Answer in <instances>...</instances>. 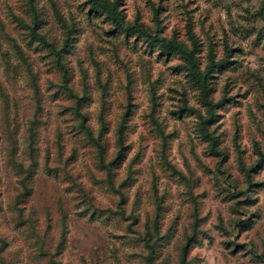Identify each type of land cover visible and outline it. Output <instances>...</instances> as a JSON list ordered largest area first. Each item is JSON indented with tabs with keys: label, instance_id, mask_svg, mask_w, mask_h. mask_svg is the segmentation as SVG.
I'll list each match as a JSON object with an SVG mask.
<instances>
[{
	"label": "rangeland",
	"instance_id": "374dc122",
	"mask_svg": "<svg viewBox=\"0 0 264 264\" xmlns=\"http://www.w3.org/2000/svg\"><path fill=\"white\" fill-rule=\"evenodd\" d=\"M93 1L0 0V264H264V0Z\"/></svg>",
	"mask_w": 264,
	"mask_h": 264
},
{
	"label": "trees",
	"instance_id": "16d2710c",
	"mask_svg": "<svg viewBox=\"0 0 264 264\" xmlns=\"http://www.w3.org/2000/svg\"><path fill=\"white\" fill-rule=\"evenodd\" d=\"M93 5L97 10H105L109 16H114L113 6L110 4L108 0H94ZM261 16L264 17V8L261 11ZM32 31L35 33L37 38L41 41L46 42L45 38L35 32V28H32ZM154 42L158 44L161 48L163 53H178L180 56H182L185 61L186 65L183 67L184 70L187 73V76L189 77L190 81L193 82V84L197 85L201 93L203 95V100L208 104V106H211V103L209 101V77L211 76V72L213 69V63L214 60L211 58L212 63L206 67V70H202L199 67V62L196 57L197 47L198 45L195 43L194 48L189 49L186 47L182 42L177 40L176 38L166 39L165 37H160L158 35L155 36ZM59 64H61V55L60 53H57ZM62 66V65H61ZM63 67V66H62ZM213 106V105H212ZM211 108V107H210ZM213 113V111L211 112ZM213 116H210L209 118L212 119ZM210 119H203L200 126L202 127V131L204 132V135H206L212 142L213 146L212 149L214 152L218 153V151L215 149V139L208 133L207 131V123L210 121ZM119 141H120V147L123 148V145L121 143V131L119 134ZM121 155V151L118 154ZM248 179L251 181V172L250 170L247 171ZM156 225V224H155ZM158 232V227L154 226V229H149L147 232L148 238L145 239V245L148 248V257H147V264H154L156 259V252H157V241L154 242V234ZM195 238V235L190 237L189 241L193 240ZM186 254V253H185ZM184 254V258L182 259V264H188L186 261V255Z\"/></svg>",
	"mask_w": 264,
	"mask_h": 264
}]
</instances>
